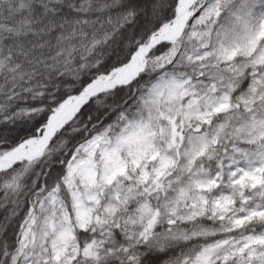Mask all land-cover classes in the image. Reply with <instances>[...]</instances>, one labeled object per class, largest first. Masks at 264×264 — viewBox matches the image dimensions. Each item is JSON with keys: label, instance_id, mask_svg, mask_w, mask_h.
I'll list each match as a JSON object with an SVG mask.
<instances>
[{"label": "snow or ice", "instance_id": "1", "mask_svg": "<svg viewBox=\"0 0 264 264\" xmlns=\"http://www.w3.org/2000/svg\"><path fill=\"white\" fill-rule=\"evenodd\" d=\"M0 264H264V0H0Z\"/></svg>", "mask_w": 264, "mask_h": 264}]
</instances>
